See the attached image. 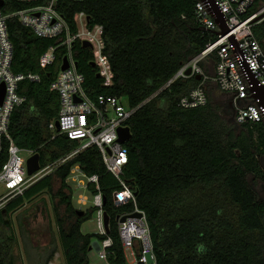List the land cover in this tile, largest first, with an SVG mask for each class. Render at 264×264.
I'll use <instances>...</instances> for the list:
<instances>
[{
	"label": "trees",
	"instance_id": "trees-1",
	"mask_svg": "<svg viewBox=\"0 0 264 264\" xmlns=\"http://www.w3.org/2000/svg\"><path fill=\"white\" fill-rule=\"evenodd\" d=\"M198 2L60 0L59 10L73 32L78 30L75 14L81 11L90 18V26L104 28V52L114 71L112 85H105L99 76L92 49L82 41L74 47L89 95H114L129 107L142 104L128 122L132 137L125 143L129 161L123 173L136 201L115 203V192L123 188L121 181L107 169L96 146L87 148L0 209V264H18V238L6 230V216L43 191H51L56 178L61 184L54 215L66 264H90L93 241L109 237L113 243L107 248L108 264H130L118 217L132 214L136 207L147 216L156 264H264V199L248 179L253 175L264 183V121L240 124L230 102L213 103L210 95L205 105L182 107L180 98L202 82L195 75L180 77L162 89L185 62L217 39L199 23ZM28 4L5 0L3 9L12 11ZM8 29L14 46L12 71L40 74L39 80L27 77L19 82L18 92L26 101L11 114L9 135L20 148L39 152L44 168L79 144L50 127L58 120L61 104L51 83L66 49L61 47L55 63L43 68L40 57L57 44V38L40 36L17 17L8 20ZM255 33L264 45V19ZM209 84L214 85L207 82L206 86ZM9 145L10 139L4 135L0 171L9 159ZM77 165L86 175H99L100 191L106 197L104 210L110 217L108 234L82 230L97 208H80L84 210L81 214L74 204L68 178ZM88 188L98 192L94 184ZM60 206H65L63 213ZM57 248L54 245L44 264H49ZM30 264L37 263L30 260Z\"/></svg>",
	"mask_w": 264,
	"mask_h": 264
},
{
	"label": "built area",
	"instance_id": "built-area-1",
	"mask_svg": "<svg viewBox=\"0 0 264 264\" xmlns=\"http://www.w3.org/2000/svg\"><path fill=\"white\" fill-rule=\"evenodd\" d=\"M16 1L30 4L6 12L3 9L5 0L3 5L0 3V89L3 84L5 85L3 100L0 99V149L2 137L6 135L10 139L9 159L0 171L2 189L0 209L10 199L23 194L31 185L32 179L41 176L42 171L45 170L41 168L36 173L29 174L28 159L21 154L24 149L20 148L9 135L11 114L17 106L26 101V96L18 92L19 82L27 77L32 80L40 79V74L26 76L12 71L14 46L8 29V20L12 17H17L40 36L57 38V44L51 45L40 57L43 68L55 63L57 52L61 47L66 49L52 80L51 88L60 94L61 104L57 120L60 131L77 140L79 144L71 153L53 164L59 166L87 148L96 146L107 169L123 185V188L114 194L115 203L119 205L130 200L136 201L134 189L123 177L124 167L129 161V153L126 142L120 140L119 129L129 127V120L142 104L129 107L121 98L114 95L101 94L92 98L85 88L86 78L78 69L74 55L76 42L83 43L84 40H88L92 45L90 48L94 53L93 62L99 76L103 78L105 85H112L114 71L109 57L104 52L103 26L100 24L90 26V18L88 19L87 14L81 11L75 14L78 30L73 32L70 23L59 10L60 0ZM214 2L223 13L230 31L222 34V28L208 4L199 0L196 6L199 23L205 31L215 34L217 39L209 43L200 54L185 62L162 89L170 86L180 77L200 74L202 82L180 98L179 104L182 107L207 104L209 94L206 84L212 82L219 90L230 95L231 107L238 123L264 121V104L262 97L257 95L259 89L264 86V45L255 33L256 25L264 19V0H214ZM80 17L84 18V29L79 27ZM231 36L234 38L232 39ZM212 54L215 58L211 57ZM65 58L68 60V67L63 69ZM208 65H212V72L207 69ZM189 67H192L191 75L186 74ZM50 127L57 128L56 122H52ZM27 151L30 152V156L34 153L33 150ZM87 176L88 183L85 187L94 184L98 189V192L94 193V206L97 208L99 233L108 234L99 175ZM78 201L86 204L87 197L81 195ZM134 212H140L141 215L128 214L125 221H121L124 215L118 217L123 247L125 251L131 252L134 264H156L157 255L147 216L138 207ZM112 243L110 237L100 242L98 250L102 258L107 259V248Z\"/></svg>",
	"mask_w": 264,
	"mask_h": 264
},
{
	"label": "rangeland",
	"instance_id": "rangeland-1",
	"mask_svg": "<svg viewBox=\"0 0 264 264\" xmlns=\"http://www.w3.org/2000/svg\"><path fill=\"white\" fill-rule=\"evenodd\" d=\"M79 27L80 29H84V18H79ZM207 69L212 72V65H208ZM207 89L213 103L227 105L230 102V95L219 90L216 85L209 84L207 85ZM21 154L26 159L30 157V152L27 150L22 151ZM261 161L264 166V158H261ZM57 167L58 165L51 164L48 167L42 168L45 170L42 171L41 176L32 179L31 185L45 175L52 173ZM248 179L258 194H260V197L264 198L263 182L256 179L253 175H249ZM68 183L73 189V201L78 208L88 209L94 206V193L85 187L88 183V176L83 173L78 165L72 170ZM60 184L61 181L56 178L51 191H43L32 199L27 200L23 206L6 216L8 220L5 227L6 230L14 232L18 238V243L15 247L18 264H30V260L37 264H44L54 245L58 247L57 252L50 259L49 264H66L59 242L58 227L54 215V205L59 199L56 196V191L60 187ZM81 195L87 196L86 204H81L78 201ZM64 209L65 206H60L62 213ZM82 230L85 233L100 232L96 212L83 223ZM125 252L129 263L134 264L131 252L129 250ZM89 259L90 264H108L107 259L99 255V250L96 247L89 251Z\"/></svg>",
	"mask_w": 264,
	"mask_h": 264
},
{
	"label": "water",
	"instance_id": "water-1",
	"mask_svg": "<svg viewBox=\"0 0 264 264\" xmlns=\"http://www.w3.org/2000/svg\"><path fill=\"white\" fill-rule=\"evenodd\" d=\"M201 1H204V2H206L208 4L212 14L216 18V21L219 23V25L222 28V34L228 33L230 31V28L227 25V22H226V19H225L223 13L220 11V8L215 4L214 0H201ZM0 3L3 5L4 4V0H0ZM88 19H89V17H88ZM231 38L233 39L234 36H231ZM83 44L86 47H91L92 46L91 43L88 40H84ZM93 64L95 65L94 62H93ZM67 67H68V60H67V58H65V63L62 66V68L65 69ZM186 74H188V75L192 74V67H189L186 70ZM196 77L198 79H201L202 76L200 74H196ZM4 93H5V85L3 84L1 86V89H0V99H1V101L3 100ZM257 95L262 97V103L264 104V86H262L259 89ZM230 105H232V102H230ZM56 126H57V130L59 131L60 130L59 121H56ZM119 131H120V140L122 142H126L132 137V131H131L130 127H121L119 129ZM27 168H28V173L31 174V175L36 173L37 171H39L41 169V155H40L39 152H34L28 158V160H27ZM105 201H106V197H104V202ZM79 212L81 214H83L84 210L79 208ZM131 215L132 216H140L141 213L140 212H134ZM104 216H105L106 230H107V233H109V231H110V217H109V215H108V213L106 211H105ZM127 217H128L127 215L122 216L121 217V221H125ZM94 247H96L97 249H100V241L99 240L95 239L93 241L92 246L90 247V249H92Z\"/></svg>",
	"mask_w": 264,
	"mask_h": 264
},
{
	"label": "crops",
	"instance_id": "crops-1",
	"mask_svg": "<svg viewBox=\"0 0 264 264\" xmlns=\"http://www.w3.org/2000/svg\"><path fill=\"white\" fill-rule=\"evenodd\" d=\"M74 169V168H73ZM84 196H86V195H84ZM87 197V196H86Z\"/></svg>",
	"mask_w": 264,
	"mask_h": 264
},
{
	"label": "flooded vegetation",
	"instance_id": "flooded-vegetation-1",
	"mask_svg": "<svg viewBox=\"0 0 264 264\" xmlns=\"http://www.w3.org/2000/svg\"><path fill=\"white\" fill-rule=\"evenodd\" d=\"M264 184V183H263ZM264 199V198H263Z\"/></svg>",
	"mask_w": 264,
	"mask_h": 264
}]
</instances>
